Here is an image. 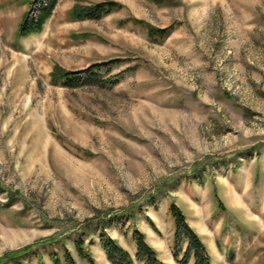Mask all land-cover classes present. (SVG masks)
I'll return each instance as SVG.
<instances>
[{"label": "rangeland", "instance_id": "1", "mask_svg": "<svg viewBox=\"0 0 264 264\" xmlns=\"http://www.w3.org/2000/svg\"><path fill=\"white\" fill-rule=\"evenodd\" d=\"M25 1L0 13V257L30 246L51 264L43 249L63 246L86 264L79 236L109 264L101 226L132 256L140 230L163 261L174 202L209 264H264V0H114L96 20L69 10L100 0H58L19 36ZM147 25L172 28L154 41ZM111 59L115 84L51 80Z\"/></svg>", "mask_w": 264, "mask_h": 264}, {"label": "trees", "instance_id": "2", "mask_svg": "<svg viewBox=\"0 0 264 264\" xmlns=\"http://www.w3.org/2000/svg\"><path fill=\"white\" fill-rule=\"evenodd\" d=\"M58 0H32V4L21 17L18 23L17 33L19 36H26L37 33L41 30L43 22L51 15L52 10ZM119 3L114 0H100L88 5L74 4L69 10V17L74 20L92 19L96 20L108 13L117 10ZM171 26L154 27L147 25L146 34L150 40L160 41L165 38L171 30ZM118 62L117 59H111L101 62H93L86 67L78 70H63L54 68L50 74L52 82H59L65 87H76L84 84H115L118 74L114 76L101 77L108 72L110 66ZM134 65L127 67L126 70H133ZM167 210L172 219V245L171 255L178 264H187L189 259L191 264H209V255L204 244L198 235L187 224L181 210L174 202H170ZM132 216L131 213L128 214ZM130 218V217H128ZM151 229L158 232L152 223L148 222ZM98 243L103 251L104 257L109 264H167L157 258L156 251L151 247L144 237V233L137 229H132L130 238L134 246L133 256L122 247L115 239L106 235L102 227L97 230ZM82 239L79 236L73 237L72 245L76 255L86 264H96L90 253L83 248ZM50 247L57 246L56 241L46 242ZM184 243V248L182 244ZM61 253L51 249H43L51 264H76L74 258L63 246H60ZM31 254L38 257V264H43L41 254L32 250L30 246L14 251L12 254L5 253L0 257V264L11 262V264H20L21 256L29 258Z\"/></svg>", "mask_w": 264, "mask_h": 264}, {"label": "crops", "instance_id": "3", "mask_svg": "<svg viewBox=\"0 0 264 264\" xmlns=\"http://www.w3.org/2000/svg\"><path fill=\"white\" fill-rule=\"evenodd\" d=\"M10 3H8V0H2V1H0V13L1 12H4V9L6 10L7 7L10 5ZM25 5H27L26 1L25 0H22L21 6L24 9L26 8ZM24 9H23V11L21 13V17L24 14ZM21 17L19 18V20H21ZM4 27H5V31L4 30L1 31L0 40H3L4 39V41H9V39H11V37H12V29L10 27H8L6 24H5ZM162 260L164 262L168 263V264H177L176 261L172 258L171 254H169V258H167V259L164 258Z\"/></svg>", "mask_w": 264, "mask_h": 264}]
</instances>
